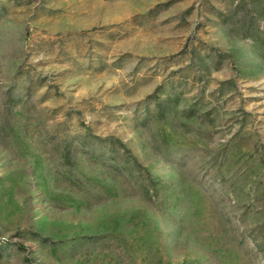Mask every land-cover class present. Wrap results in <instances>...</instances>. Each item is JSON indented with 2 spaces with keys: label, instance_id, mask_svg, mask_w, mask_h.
Segmentation results:
<instances>
[{
  "label": "rangeland",
  "instance_id": "rangeland-1",
  "mask_svg": "<svg viewBox=\"0 0 264 264\" xmlns=\"http://www.w3.org/2000/svg\"><path fill=\"white\" fill-rule=\"evenodd\" d=\"M0 264H264V0H0Z\"/></svg>",
  "mask_w": 264,
  "mask_h": 264
}]
</instances>
